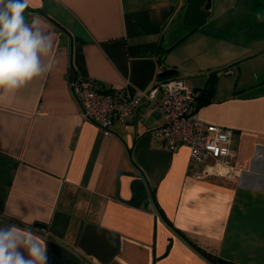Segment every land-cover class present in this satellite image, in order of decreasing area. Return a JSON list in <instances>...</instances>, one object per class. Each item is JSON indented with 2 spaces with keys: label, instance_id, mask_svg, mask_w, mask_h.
<instances>
[{
  "label": "crops",
  "instance_id": "crops-1",
  "mask_svg": "<svg viewBox=\"0 0 264 264\" xmlns=\"http://www.w3.org/2000/svg\"><path fill=\"white\" fill-rule=\"evenodd\" d=\"M206 3L30 0L26 20L54 36L53 66L0 98V226L43 239L47 264H264V0ZM230 58L252 75L238 64L235 76ZM169 68L196 89L217 72L197 115L233 129L218 173L154 138L162 115L149 101L104 135L67 77L133 95Z\"/></svg>",
  "mask_w": 264,
  "mask_h": 264
},
{
  "label": "built area",
  "instance_id": "built-area-1",
  "mask_svg": "<svg viewBox=\"0 0 264 264\" xmlns=\"http://www.w3.org/2000/svg\"><path fill=\"white\" fill-rule=\"evenodd\" d=\"M68 84L80 105V116L97 124L104 135H111L115 119L124 122L141 101L154 104L162 115V124L152 131L164 148L174 151L181 145L189 149L190 161L209 165L213 172L229 165L234 154L233 129L209 123L197 115L199 90L179 78L161 79L149 91L128 95L123 89L113 92L95 90L67 73Z\"/></svg>",
  "mask_w": 264,
  "mask_h": 264
},
{
  "label": "clouds",
  "instance_id": "clouds-1",
  "mask_svg": "<svg viewBox=\"0 0 264 264\" xmlns=\"http://www.w3.org/2000/svg\"><path fill=\"white\" fill-rule=\"evenodd\" d=\"M30 0H0V98L49 72L54 36L40 21L26 20ZM264 21V13L255 14ZM20 249L28 256L25 258ZM44 240L28 228L0 226V264H47Z\"/></svg>",
  "mask_w": 264,
  "mask_h": 264
},
{
  "label": "trees",
  "instance_id": "trees-1",
  "mask_svg": "<svg viewBox=\"0 0 264 264\" xmlns=\"http://www.w3.org/2000/svg\"><path fill=\"white\" fill-rule=\"evenodd\" d=\"M175 73L176 72L173 68L164 69L158 74V78L160 80L161 79L176 78V77H174ZM216 78H217V72H211L209 74V76L207 77L204 86L201 89H198L199 90V96H198V101H197L198 108L200 106H203V105L209 103L212 100V94L214 92ZM187 241L193 245V243L188 238H187ZM217 264H219V263H217Z\"/></svg>",
  "mask_w": 264,
  "mask_h": 264
},
{
  "label": "rangeland",
  "instance_id": "rangeland-1",
  "mask_svg": "<svg viewBox=\"0 0 264 264\" xmlns=\"http://www.w3.org/2000/svg\"><path fill=\"white\" fill-rule=\"evenodd\" d=\"M259 1H262V0H259ZM262 13H264V10L262 9ZM231 16V18H233L232 17V15H230ZM262 23V25H264V21H262L261 22ZM238 32V31H237ZM230 33H233V32H231L230 31ZM238 33H241V32H238ZM246 34V36H247V38H248V34L247 33H245ZM230 37H232V34L230 35ZM239 43H241V42H239ZM246 44L247 43H245L244 44V46H246ZM238 48V47H237ZM207 59H208V56L206 57ZM193 60H192V62H196V63H201V64H203V62L205 61V56H193V58H192ZM232 58H230L229 59V63L228 64H226V67H231V68H233V71H235V76H237L238 75V70H237V66H238V64H242L241 66V68H242V70H243V72L245 71V72H247V74H249V75H252V73H253V69H251V68H249V69H247V71H246V67H245V64H246V62L244 63H242V62H240V61H238V62H233V60H231ZM182 63L183 64H185V65H187V63L186 62H183L182 61ZM206 63H207V61H206ZM206 63H205V65H206ZM204 65V64H203ZM248 67L250 66H252V65H247ZM247 67V68H248ZM228 68V69H229ZM232 70V69H231ZM227 76H230V74L229 75H227Z\"/></svg>",
  "mask_w": 264,
  "mask_h": 264
},
{
  "label": "water",
  "instance_id": "water-1",
  "mask_svg": "<svg viewBox=\"0 0 264 264\" xmlns=\"http://www.w3.org/2000/svg\"><path fill=\"white\" fill-rule=\"evenodd\" d=\"M209 7V0H207V3H206V8Z\"/></svg>",
  "mask_w": 264,
  "mask_h": 264
}]
</instances>
